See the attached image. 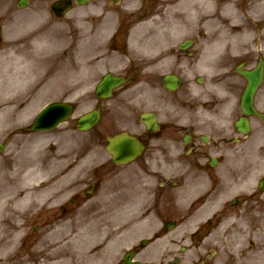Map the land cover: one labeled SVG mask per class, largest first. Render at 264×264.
Returning a JSON list of instances; mask_svg holds the SVG:
<instances>
[{"label":"flooded vegetation","instance_id":"flooded-vegetation-1","mask_svg":"<svg viewBox=\"0 0 264 264\" xmlns=\"http://www.w3.org/2000/svg\"><path fill=\"white\" fill-rule=\"evenodd\" d=\"M73 12L75 28H87L73 44V72L88 74L72 101L79 142L61 170L26 182L38 186L13 214L36 221L30 235L65 225L79 248L120 250L115 264L122 248L146 264L149 248H166L164 264L173 248H264L253 143L264 124L241 110L245 75L261 73L253 107L264 112V0H89ZM108 74L122 82L100 85ZM85 113L96 118L82 132ZM119 136L134 148L107 149ZM31 249L30 264L49 252L12 250ZM19 259L0 248V264Z\"/></svg>","mask_w":264,"mask_h":264},{"label":"rangeland","instance_id":"rangeland-1","mask_svg":"<svg viewBox=\"0 0 264 264\" xmlns=\"http://www.w3.org/2000/svg\"><path fill=\"white\" fill-rule=\"evenodd\" d=\"M53 1L29 0L25 8L17 7L15 0L0 1V64L2 65L5 60L10 59L12 72H18L17 74L20 75L26 73L27 67H31L36 73L31 77V80L30 77L27 78L29 81L22 79V84H19V89L15 92L16 100L14 99L12 103V106L19 109V105L22 108L28 105L27 102H29V111L20 115V117L19 115L11 116V127L5 131L0 129V143H7L4 154L0 157V170L6 169L9 172L11 169V187H16L11 188V212L19 205L13 203V195H16L17 192L29 190V187L32 186L24 184L20 177L23 169L20 170L19 167H21L24 158L29 154L31 156L35 155L38 157L37 161L41 169L45 161L47 165L51 166L50 168L40 169L25 180L38 181L43 178L41 176L44 174L46 179L48 174L59 171L53 169L59 166L61 158L51 159L50 157L58 152L57 148L63 147L68 142V134L71 133L73 136H69L71 141L69 140L68 149L77 148L79 142L73 134L74 132L71 131L70 123L72 119L56 130L58 132L57 137L34 136L32 139H28L27 134L22 132V128L29 126L36 113L46 103L59 100L72 101L75 95L83 97L87 92L84 87L88 85V74L81 72L79 76H76L73 72V44L77 38L76 34L79 32L80 36H86L87 33L84 31L87 28L85 25V29L78 30L75 28V14L73 11H70L66 17L61 19L52 16L50 4ZM52 36L56 38V43L47 44L51 42ZM81 43L84 42L81 41ZM86 56L87 53L82 49L80 51V64H83V58ZM65 69L68 73L64 71ZM76 80H82L80 81V87L73 88V83ZM75 89L79 90L74 92ZM4 95H6L5 92H0V99ZM85 108L86 106L82 107L81 110ZM74 116H76L75 113ZM16 133L23 135V137L18 136ZM253 143L256 170L264 175V133L258 127L254 131ZM19 170L20 173L18 174ZM16 174L18 176H15ZM3 190L0 187V191ZM7 193H9V189H7ZM11 212L9 214L10 219L6 220V224L2 223V227L0 226V231L5 227L7 228V235L11 238V244L0 248H3L4 253L11 248V258L16 256V259L20 258L19 262L30 264L27 261L35 257L33 255L36 250L33 252L31 249V251H23L20 254L19 251L13 253L15 248H49V251L56 249L53 252H57L58 255L62 254L61 258H67L69 264H110L111 261L114 262V248H79L82 244L78 239L72 237V233L67 229H63L64 227L67 228L65 225L54 232V235H30L31 224L36 221L17 218L14 215L12 216ZM210 243L213 244V242ZM55 244L56 247H54ZM213 246L215 245L213 244ZM165 249L150 248L146 250L151 264L165 262ZM257 249L264 248H221L218 246L217 248H191V251L183 256V264L203 258L205 251L208 252L209 250H213L215 253L213 256L211 255L212 260L210 259L208 264H252L250 256L252 251ZM174 252H178V248H175ZM45 253L46 251L43 252V254ZM96 253L99 254V257H90ZM69 254L72 256H69ZM41 256L43 259L46 258L45 255ZM43 259L39 260L40 263Z\"/></svg>","mask_w":264,"mask_h":264},{"label":"bare ground","instance_id":"bare-ground-1","mask_svg":"<svg viewBox=\"0 0 264 264\" xmlns=\"http://www.w3.org/2000/svg\"><path fill=\"white\" fill-rule=\"evenodd\" d=\"M56 38L52 36L51 42H48L47 44H55ZM45 41V40H44ZM26 73L23 74H17L11 71V60L7 59L5 60L2 65L0 64V92H5L6 95H4L3 98L0 99V129L2 131H5L6 129L11 127V116L15 115H23L27 111H29L30 103L27 102L28 105L23 106L19 109L17 107L12 106V103L14 102V99L16 97L15 92L19 89V84H22V79H26L30 77V80L32 79L35 73V71L31 67L26 68ZM64 71H67L66 69ZM20 73V71H19ZM68 73V71L66 72ZM64 73V74H66ZM29 81V80H27ZM27 86V85H25ZM16 100V99H15ZM70 140V139H69ZM69 140L68 142L63 146L58 148V152L55 154L58 158H61L64 162H67L68 153L66 152L69 150ZM67 146V147H66ZM37 156L29 154L27 155L24 160L22 161L21 167L19 169H23L21 172V179L23 182H27L30 180H25L27 178H30L35 172L39 171L40 165L37 161ZM62 161V163H63ZM20 170L18 174L20 173ZM15 176H18L17 174ZM0 187H2L4 190L0 191V226L2 223L6 224V220L10 219V210H11V172L9 173L6 169L0 170ZM7 189H9V193H7ZM27 196L26 194H23L22 196H15L13 197L14 201L13 203L18 202H24L26 200ZM2 227V226H1ZM7 228H3L0 231V247H7L11 244V238L7 235ZM69 241V240H68ZM71 242V241H69ZM61 248V247H59ZM99 254H93L90 256L91 258L99 257ZM250 259L252 260V264H264V249H257L253 250L252 254L250 256ZM249 259V260H250ZM68 261L66 259H59L57 261H54L52 264H68Z\"/></svg>","mask_w":264,"mask_h":264},{"label":"water","instance_id":"water-1","mask_svg":"<svg viewBox=\"0 0 264 264\" xmlns=\"http://www.w3.org/2000/svg\"><path fill=\"white\" fill-rule=\"evenodd\" d=\"M20 6L24 5L23 2L19 3ZM71 6L70 0H59L55 2L52 6L57 15L62 16ZM62 108V109H60ZM64 111V112H63ZM69 112V108H66L64 105L54 104L45 108L37 117L33 124V129H47L53 128L62 117H65ZM66 113V114H65ZM55 114V116H53ZM65 114V115H64ZM3 146H1V149ZM126 264H130L128 261Z\"/></svg>","mask_w":264,"mask_h":264}]
</instances>
